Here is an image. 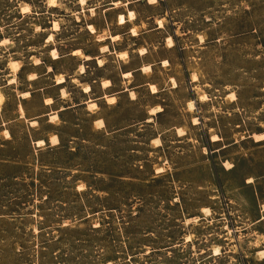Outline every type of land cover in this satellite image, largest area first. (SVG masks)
Segmentation results:
<instances>
[{
    "label": "rangeland",
    "instance_id": "rangeland-1",
    "mask_svg": "<svg viewBox=\"0 0 264 264\" xmlns=\"http://www.w3.org/2000/svg\"><path fill=\"white\" fill-rule=\"evenodd\" d=\"M0 93V264H264V0H0Z\"/></svg>",
    "mask_w": 264,
    "mask_h": 264
},
{
    "label": "bare ground",
    "instance_id": "bare-ground-1",
    "mask_svg": "<svg viewBox=\"0 0 264 264\" xmlns=\"http://www.w3.org/2000/svg\"><path fill=\"white\" fill-rule=\"evenodd\" d=\"M81 2H85V0H81ZM49 3H50V5L54 6L55 5V0H49ZM129 18L131 20H133V19L136 18L135 13L133 11H130ZM127 21L128 20H127L126 16L124 14H120V16H119V22H120V24H125ZM160 24H161L160 27H162V24H163L162 21H160ZM89 28H90V30L93 33L95 32V28H94L93 25H90ZM54 29L55 30L56 29H59V25L56 22L54 23ZM132 32H133V34H137L135 29H133ZM52 38H53V34H50L48 36V39L51 40ZM111 38L112 39H116V38H118V35H112ZM168 42L171 45L173 44V41H172V39L170 37L168 38ZM102 50L103 51H108L109 48L107 46H103L102 47ZM75 53L79 54V50H75ZM52 54H53V56L55 58L58 57V53H57L56 50H53ZM118 55L119 56H122V57H127L128 56V52L127 51H123V52H120ZM90 58H91V56H89V55L86 56V59H90ZM98 60H99L100 65L103 64V62H102V60L100 58ZM11 64L13 66L14 72L17 73V71L20 69L19 62L18 61H12ZM80 69L83 70V71L85 70V67H84L83 64L80 65ZM148 69L151 70V66L150 65L144 67V70L145 71H147ZM131 75H132L131 72H124L123 73V76L125 78H127V77H129ZM29 77H30V79H34L35 78V75L34 74H31ZM197 79H198L197 76L196 75H193V81H197ZM57 80H58V83H62L64 81V78L63 77H60ZM15 81H16V76L13 77V78H11L10 81H9V83L11 84V83H13ZM173 82H174V84H176V81L174 79H173ZM110 85H111V81H109V80H104L102 82V86L103 87H108ZM150 86L155 91V88H156L155 85L151 84ZM90 90H91V87L89 85H87V86L84 87V92L85 93L90 92ZM130 94H131L132 98L134 99L135 98V93L133 91H131ZM29 96H30V93L29 92H23V93H21V97L22 98H27ZM105 99H106V101H107L108 104H114V103L117 102V98L115 96H113V95L112 96L106 95L105 96ZM204 99H205V97L202 96L201 97V100H204ZM2 101H3V96L0 93V111H1V103H2ZM52 102H53V100L51 98H47L45 103L46 104H50V103L52 104ZM194 105H195L194 101H190L189 102V106H190L191 109L194 108ZM88 106H89V108H95V107H97V104L94 101L89 100L88 101ZM63 109H64V107H62V110ZM160 110H162L161 107H159V106L158 107H154V108L151 109V113L154 114V113H156V112H158ZM19 114H20V117L21 118H25V110L22 107V105L19 106ZM57 118H58V114L57 113H54V114L51 115V119L52 120L57 119ZM151 120H152V118L150 117L148 119V121H151ZM29 122H30V125L31 126H36L38 124L37 119H33V120L29 121ZM194 123L195 124L198 123V119L197 118H194ZM177 131H178V133L180 135H185V131L183 129L177 128ZM5 133L7 135L6 137H10V133H9L8 130H6ZM252 137L256 141H261V140L264 139V133H254V134H252ZM214 138H216L215 140L218 139L217 136H214ZM154 143H156L157 146L158 145H161V139L159 137H155L154 138ZM33 144H34V142H33ZM44 144H45V140H43V139H40V140L37 141V146L38 147H42V146H44ZM226 165L229 166L230 164L229 163H226ZM262 209H263L262 219H264V204L262 206ZM203 212H204L205 215H210V209L209 208H204ZM199 219H200L199 216H195V217L187 218L186 219V222L188 224L189 222L198 221ZM186 238H187V241H190L191 240V236H189V235H187ZM214 253H215L214 255H218L220 253L219 247H216L214 249ZM259 256H260L261 259L264 260V250H260L259 251Z\"/></svg>",
    "mask_w": 264,
    "mask_h": 264
},
{
    "label": "crops",
    "instance_id": "crops-1",
    "mask_svg": "<svg viewBox=\"0 0 264 264\" xmlns=\"http://www.w3.org/2000/svg\"><path fill=\"white\" fill-rule=\"evenodd\" d=\"M118 54V53H117ZM92 58V57H91ZM90 58V59H91ZM99 59V57H97V60ZM101 59V58H100ZM102 60V59H101ZM81 65V64H80ZM84 65V64H83ZM127 72H131V71H127ZM124 73V72H123ZM123 73H122V75H123ZM131 73H133V72H131ZM106 80H109V81H111L110 79H106ZM104 81V80H103ZM102 81V82H103ZM65 82V81H64ZM63 82V83H64ZM59 84H62V83H59ZM87 86V85H86ZM90 86V85H89ZM91 87V86H90ZM101 87L103 88V89H108V88H110V87H112V82H111V85L110 86H108V87H103L102 86V83H101ZM91 90H92V88H91ZM91 90H90V92H91ZM131 91H133V90H130V89H128V88H124V89H122V90H120L119 92H117V93H115V94H120V93H125V92H127V93H130ZM134 92V91H133ZM89 93V92H88ZM135 93V92H134ZM106 95H109V96H115L116 98H117V96L116 95H114V94H107V93H104V95H102L101 97H99V98H97V99H88L87 101H89V100H92V101H94L95 103H96V101L95 100H99V99H105V96ZM87 101H85V102H81V103H79V104H77V105H74V106H72V107H77V106H81V105H87L88 106V102ZM54 103V102H53ZM52 103V104H53ZM97 104V103H96ZM47 105V104H46ZM48 105H50V104H48ZM59 111V110H58ZM58 113V112H57ZM98 120H102L103 121V123H104V125H103V127L105 126V122H104V120L102 119V118H99V119H96L95 120V123H96V121H98ZM44 139V138H43ZM45 141L47 142V143H50V140H49V138H45Z\"/></svg>",
    "mask_w": 264,
    "mask_h": 264
},
{
    "label": "water",
    "instance_id": "water-1",
    "mask_svg": "<svg viewBox=\"0 0 264 264\" xmlns=\"http://www.w3.org/2000/svg\"><path fill=\"white\" fill-rule=\"evenodd\" d=\"M250 137H252V135H250Z\"/></svg>",
    "mask_w": 264,
    "mask_h": 264
},
{
    "label": "trees",
    "instance_id": "trees-1",
    "mask_svg": "<svg viewBox=\"0 0 264 264\" xmlns=\"http://www.w3.org/2000/svg\"><path fill=\"white\" fill-rule=\"evenodd\" d=\"M46 142V141H45ZM46 145V144H45Z\"/></svg>",
    "mask_w": 264,
    "mask_h": 264
}]
</instances>
